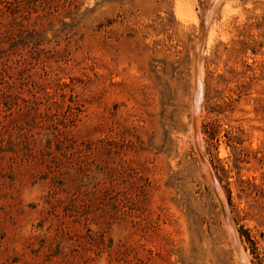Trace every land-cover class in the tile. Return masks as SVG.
<instances>
[{
    "label": "rangeland",
    "instance_id": "1",
    "mask_svg": "<svg viewBox=\"0 0 264 264\" xmlns=\"http://www.w3.org/2000/svg\"><path fill=\"white\" fill-rule=\"evenodd\" d=\"M205 7L0 0V264H240L213 185L264 264V0L206 27L202 162Z\"/></svg>",
    "mask_w": 264,
    "mask_h": 264
},
{
    "label": "bare ground",
    "instance_id": "2",
    "mask_svg": "<svg viewBox=\"0 0 264 264\" xmlns=\"http://www.w3.org/2000/svg\"><path fill=\"white\" fill-rule=\"evenodd\" d=\"M218 1L219 0H206V7H205L206 11L204 10L205 12H204V17H203L205 29H206V27H208V24L210 23V20L213 16L215 9H216ZM212 30L206 35L207 37H205V34H204V39L202 40L201 46H199L200 45V33H199V37H198V40H197V43H196V46L194 49L193 71H192L193 72V90H192V97H191V112H190V115L188 116V121L190 124V129H189L190 132L188 134L189 135L192 134L191 133L192 132L191 122L194 120V127H195V132H196V142H197V146L199 148L198 150L200 151V153L203 156H204V153H203L204 151H203L202 144H201V142L203 140L202 141L200 140L201 138L199 137V131H198V117H199V113H200L201 108H202V105H201L202 104L201 103L202 102V95H203V81H202V79H203V72H204L202 70V66H201L202 65L201 64V54L203 52L205 41L208 39L207 41H208V43H210V41L212 40L211 36H212L213 32H215L214 30L213 31ZM194 56H195V62H194ZM194 68L196 69L195 74H194ZM208 166L209 165L207 163L205 166V170L210 169ZM223 195H224V193L222 194V192L218 188V196H219L220 200L224 203V196ZM224 205H225V203H224ZM225 206L227 207V205H225ZM226 226H227V229L229 232V237L233 233L234 234L233 236L236 238L234 228L231 227V225H226ZM235 253H236V255L240 261V264H248L247 258L243 254V252L240 248V245L238 246V249L235 250Z\"/></svg>",
    "mask_w": 264,
    "mask_h": 264
},
{
    "label": "water",
    "instance_id": "3",
    "mask_svg": "<svg viewBox=\"0 0 264 264\" xmlns=\"http://www.w3.org/2000/svg\"><path fill=\"white\" fill-rule=\"evenodd\" d=\"M205 30H206L205 29V24L203 22L202 28L200 30V45L199 46H201L202 40L204 39ZM194 62H195V56H194ZM195 70L196 69L194 68V74H195ZM191 128H192V141H193V143L195 145V148L197 149V152H198V155H199L201 161L204 162V156L198 150L199 148H198L197 142H196V132H195V127H194V120L191 122ZM205 173H206L205 174L206 178L213 185L214 184V175H213V173L210 171V169L206 170ZM213 190H214L218 205L220 207V210H221V213H222V216H223V219H224L226 225H231V227H233L231 218L229 216V213L226 210V207H225L224 203L220 200V198L218 196V190L216 189V187H214V185H213ZM233 235L234 234L232 233L231 236H230V240H231V243L233 245L234 250H237L238 246H239L238 240H237V237L235 238Z\"/></svg>",
    "mask_w": 264,
    "mask_h": 264
}]
</instances>
